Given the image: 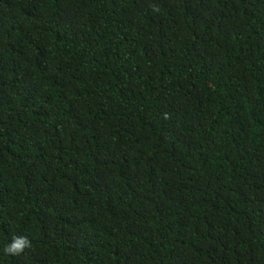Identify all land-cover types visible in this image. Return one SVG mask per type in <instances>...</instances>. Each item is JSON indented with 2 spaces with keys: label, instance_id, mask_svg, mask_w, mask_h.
<instances>
[{
  "label": "trees",
  "instance_id": "16d2710c",
  "mask_svg": "<svg viewBox=\"0 0 264 264\" xmlns=\"http://www.w3.org/2000/svg\"><path fill=\"white\" fill-rule=\"evenodd\" d=\"M0 264H264V0H0Z\"/></svg>",
  "mask_w": 264,
  "mask_h": 264
},
{
  "label": "clouds",
  "instance_id": "9594fccd",
  "mask_svg": "<svg viewBox=\"0 0 264 264\" xmlns=\"http://www.w3.org/2000/svg\"><path fill=\"white\" fill-rule=\"evenodd\" d=\"M29 247H31V242L27 237H14L12 242L5 246L3 250L8 255L17 256Z\"/></svg>",
  "mask_w": 264,
  "mask_h": 264
}]
</instances>
